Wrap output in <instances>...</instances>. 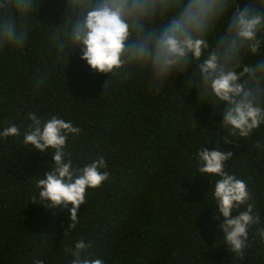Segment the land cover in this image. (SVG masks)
<instances>
[{
    "label": "trees",
    "instance_id": "trees-1",
    "mask_svg": "<svg viewBox=\"0 0 264 264\" xmlns=\"http://www.w3.org/2000/svg\"><path fill=\"white\" fill-rule=\"evenodd\" d=\"M0 0V133L13 124L20 135H0V264H71L69 249L84 239L89 254L104 264H264V125L248 138L229 137L221 127L224 105L206 94L196 61L173 72L157 88L150 66L128 62L113 74L93 71L71 41L72 23L100 0ZM264 15V0H229V8L206 37L207 52L221 47L237 7ZM174 10L142 30L130 28L129 43L163 28ZM13 24L9 41L4 25ZM138 24L141 22H137ZM22 37V39H20ZM257 53L242 47L239 59L221 61L253 90L264 109V28ZM223 55V53H222ZM29 113L47 121H71L81 131L69 135L66 159L83 168L103 156L109 178L86 191L75 229L69 210H50L38 199L37 181L50 170L54 151L24 144ZM232 151L226 171L245 180L261 223L250 230L243 259L223 241L212 186L217 177L198 172L200 149ZM72 206L69 205L68 209Z\"/></svg>",
    "mask_w": 264,
    "mask_h": 264
},
{
    "label": "clouds",
    "instance_id": "clouds-1",
    "mask_svg": "<svg viewBox=\"0 0 264 264\" xmlns=\"http://www.w3.org/2000/svg\"><path fill=\"white\" fill-rule=\"evenodd\" d=\"M86 0H73V7L83 6ZM22 11H28L30 3L22 0ZM229 8V0H100L97 6L83 13L82 19L72 23L71 41L80 48L81 59L90 68L101 74H113L128 62L150 66L154 87L162 88L163 81L173 72L183 71L196 61L200 80L206 94L213 96L217 105H224L221 111L223 124L228 130L225 144L233 141L229 137L248 138L253 131L264 125V109L257 106L253 90L240 83V77L254 76L253 67H244L237 75L234 68H228L221 61L239 59L235 54L242 48L255 54L261 40L257 34L264 28V15L244 6L234 9L227 33L220 40L221 47L208 51L206 37ZM174 10L163 28L155 33L129 43L130 28L142 30L145 19H155ZM141 23H137V22ZM8 40L17 39L13 24L4 25ZM22 39V37L20 38ZM223 53V55H222ZM264 67L257 63L256 68ZM31 123L24 133V144L34 150L46 153L52 149L54 164L43 178L37 181L38 199L33 204H44L50 210H69L68 230L78 223L77 212L86 203V191L100 188L108 180L109 173L103 156L83 168H74L71 159H66V141L69 135H79L80 129L71 121L51 117L42 120L34 113L28 116ZM3 137L20 135V129L13 124L6 127ZM232 151L200 149L197 154L198 172L217 179L212 186L213 198L218 213L223 217L220 228L223 241L229 251L243 259L249 247L250 230L261 223L255 211V199L245 180L226 171V162ZM72 207L68 209V206ZM264 241V229L258 233ZM92 244L80 239L69 249L71 264H104L103 259L90 255Z\"/></svg>",
    "mask_w": 264,
    "mask_h": 264
}]
</instances>
